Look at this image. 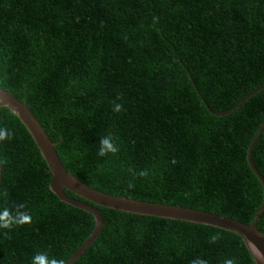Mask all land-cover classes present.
<instances>
[{"label":"trees","instance_id":"16d2710c","mask_svg":"<svg viewBox=\"0 0 264 264\" xmlns=\"http://www.w3.org/2000/svg\"><path fill=\"white\" fill-rule=\"evenodd\" d=\"M0 86L27 103L65 168L92 188L245 224L261 206L247 156L264 88L232 109L264 86V0H0ZM0 128L11 134L0 143V209L24 204L32 216L0 229V264H32L37 253L66 263L95 218L52 193L37 145L5 106ZM104 136L115 156L97 155ZM252 157L264 177V130ZM98 208L104 227L74 264H255L230 232ZM214 233L222 238L211 243Z\"/></svg>","mask_w":264,"mask_h":264},{"label":"water","instance_id":"95a60500","mask_svg":"<svg viewBox=\"0 0 264 264\" xmlns=\"http://www.w3.org/2000/svg\"><path fill=\"white\" fill-rule=\"evenodd\" d=\"M263 88L264 86H260L251 92V94L244 98L232 110L237 109ZM2 106L8 107L13 113H18V115H16L31 134V137L37 145L49 168L50 173L52 174V180L50 183V190L52 193H54L62 202L84 210L92 214L95 218L96 225L91 235L84 242V244L66 261L65 264H74L93 244V242L101 233L104 227V219L98 207H104L124 213L139 214L215 227L240 237L247 249H249L247 244L251 242L259 249L261 253H264V233L258 229L259 219L264 213V177L258 171L252 157L255 143L258 140L260 133L264 130V121L248 148L247 156L248 164L251 170L260 180L262 185L263 199L252 223L245 224L238 220L203 210L129 199L108 194L92 188L76 178L65 168L55 149L56 144L50 139L45 128L35 116L33 111L29 108L27 103L19 99L8 89L0 86V107ZM232 110L224 114L231 113ZM208 111L217 116L222 115L221 113L211 112L209 109ZM65 190L70 191L79 199L68 195ZM253 259L255 264H262V262L257 260L254 256Z\"/></svg>","mask_w":264,"mask_h":264},{"label":"clouds","instance_id":"9594fccd","mask_svg":"<svg viewBox=\"0 0 264 264\" xmlns=\"http://www.w3.org/2000/svg\"><path fill=\"white\" fill-rule=\"evenodd\" d=\"M122 99V97L118 96L117 100ZM113 112L120 113L122 112L123 105L120 103H113ZM17 114L18 113H14ZM11 138V134L9 133L7 128H0V143L9 140ZM119 152V147L116 143L113 142V139L110 136H104L99 141V148L97 155L100 157H105L108 155L115 156ZM7 163V160H0V166ZM177 163L176 160L172 161V164ZM130 173L133 174L134 178L135 176H139L142 178H147L149 173L148 170L145 169L143 171H140L138 173H134L133 170L129 169ZM129 189H132L135 187L134 184L129 182L128 184ZM4 195L6 196L7 193L5 192ZM26 205L20 204L15 206L14 210L9 209L7 207L0 209V229H7L11 230L13 227H22L25 225H30L32 223V216L29 212L25 211ZM5 236L8 235V232L4 233ZM222 237L219 233H214L210 236V242L216 243L218 240H220ZM249 252L252 256H254L257 260H260L262 264H264V253H261L259 249L251 242L248 244ZM32 264H65L64 259H57L55 257H49L47 253H37L32 258ZM192 264H208L207 260L202 258H196L193 260ZM223 264H237V261L234 258H228L225 259Z\"/></svg>","mask_w":264,"mask_h":264}]
</instances>
